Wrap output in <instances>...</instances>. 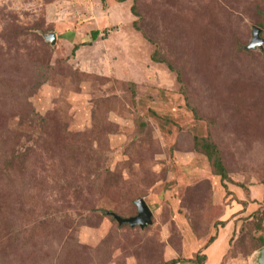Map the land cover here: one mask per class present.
<instances>
[{
    "label": "rangeland",
    "instance_id": "rangeland-1",
    "mask_svg": "<svg viewBox=\"0 0 264 264\" xmlns=\"http://www.w3.org/2000/svg\"><path fill=\"white\" fill-rule=\"evenodd\" d=\"M104 1L0 0V264H259L264 0Z\"/></svg>",
    "mask_w": 264,
    "mask_h": 264
},
{
    "label": "trees",
    "instance_id": "trees-1",
    "mask_svg": "<svg viewBox=\"0 0 264 264\" xmlns=\"http://www.w3.org/2000/svg\"><path fill=\"white\" fill-rule=\"evenodd\" d=\"M103 3L105 2L104 0H102ZM128 0H114V3L116 4H124L126 3ZM134 4L131 8L132 14L137 18L139 17L138 14L136 13V1L137 0H133ZM107 6H104V8ZM138 21H135L133 23V26L135 27V29L137 31L140 32V28L138 27ZM143 33V32H142ZM101 35L100 31H94L92 33V39L89 42V45L92 44V42L97 41L98 37ZM74 35H69V36H65V38L69 41L73 40ZM143 36L145 38H147V35H145L143 33ZM148 39V38H147ZM151 42V44L154 42H152L151 40H149ZM81 45H86V44H76L74 46V50H73V55L75 54V52L77 51V49L81 46ZM152 60L154 63L156 64H163L166 65V67L170 70V71H174L177 74V80L178 82L181 84L183 90H185V86L183 85V81L181 79V76L179 75L178 72H176L173 68V66L167 62V60L165 59L164 56H162L158 51H156L154 53V55L152 56ZM196 114V110L195 113ZM194 149L196 152L202 154L205 158H207V160L209 161L212 170L214 171L215 175L217 177H219L221 179V182L225 183L228 181V170L226 168V165L224 164V159H223V155H222V151L219 149V147L217 146V144L215 143V141L213 139H211L209 137V139H198L195 138L194 141ZM123 226H129V225H123ZM262 240V239H261ZM215 240H210V244H213ZM179 260H174L171 263H166V264H179Z\"/></svg>",
    "mask_w": 264,
    "mask_h": 264
},
{
    "label": "water",
    "instance_id": "water-1",
    "mask_svg": "<svg viewBox=\"0 0 264 264\" xmlns=\"http://www.w3.org/2000/svg\"><path fill=\"white\" fill-rule=\"evenodd\" d=\"M253 42L248 47V49H255L260 47L262 49L263 40L260 38L261 30L257 27L253 28ZM46 40L51 44H55L56 36L55 34H50L46 36ZM137 208V215L131 218H123L115 213H109V215L120 225H129L131 228H140L144 230L153 225L154 214L151 208L148 206L144 199H139L135 202ZM259 264H264V248L260 252Z\"/></svg>",
    "mask_w": 264,
    "mask_h": 264
}]
</instances>
